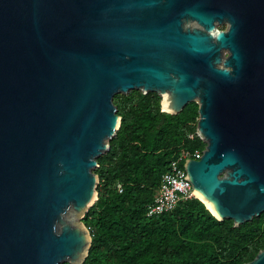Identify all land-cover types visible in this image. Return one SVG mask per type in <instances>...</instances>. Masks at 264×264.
I'll list each match as a JSON object with an SVG mask.
<instances>
[{
	"label": "water",
	"instance_id": "1",
	"mask_svg": "<svg viewBox=\"0 0 264 264\" xmlns=\"http://www.w3.org/2000/svg\"><path fill=\"white\" fill-rule=\"evenodd\" d=\"M132 90L199 104L193 193L235 227L264 215V0H0V264L85 263L75 219Z\"/></svg>",
	"mask_w": 264,
	"mask_h": 264
},
{
	"label": "trees",
	"instance_id": "2",
	"mask_svg": "<svg viewBox=\"0 0 264 264\" xmlns=\"http://www.w3.org/2000/svg\"><path fill=\"white\" fill-rule=\"evenodd\" d=\"M115 98L122 123L111 141L113 163L101 157L102 165L95 170L99 199L85 219L92 247L84 264L253 261L264 249V215L235 227L231 220H218L199 199L184 202L169 214H147L171 162L206 148L199 136L191 138L189 132L198 125L199 104L190 103L172 115L149 95Z\"/></svg>",
	"mask_w": 264,
	"mask_h": 264
},
{
	"label": "built area",
	"instance_id": "3",
	"mask_svg": "<svg viewBox=\"0 0 264 264\" xmlns=\"http://www.w3.org/2000/svg\"><path fill=\"white\" fill-rule=\"evenodd\" d=\"M205 148L197 150L192 156L181 154L170 164L169 170L162 176L159 187L155 192L153 202L148 207V216H159L175 211L184 202L198 199L193 193V185L185 178L187 161L200 160L203 157ZM120 193L123 192L122 185H118Z\"/></svg>",
	"mask_w": 264,
	"mask_h": 264
},
{
	"label": "rangeland",
	"instance_id": "4",
	"mask_svg": "<svg viewBox=\"0 0 264 264\" xmlns=\"http://www.w3.org/2000/svg\"><path fill=\"white\" fill-rule=\"evenodd\" d=\"M224 30V29H223ZM226 30V29H225ZM137 94H144V95H149V96H151V97H153L154 98V100H156V101H160V103H162V98H161V96L157 93V92H149V93H143L142 91H140V90H132V91H130V93L128 94V95H125V94H119L120 95V97H122V98H126V97H129V96H131V95H137ZM115 102H116V98L114 99V104H115ZM161 108H162V105H161ZM162 111H163V108H162ZM198 125H196V127L194 128V127H192V128H190L189 129V132H190V137L191 138H194V137H197L198 136ZM111 141L112 140H110V141H108V144L110 145V149L108 150V151H106L101 157H103L102 159L103 160H105L107 163H109V164H111V163H113V160H114V155H112L111 154ZM201 146V145H200ZM100 157V158H101ZM102 159L100 160V159H98V165H99V167L97 168V170L98 169H100V167H101V163H102ZM95 173L97 172V171H94ZM97 174V173H96ZM99 186V185H98ZM97 192H98V198H99V190H98V187H97ZM97 202V201H96ZM95 202V203H96ZM95 203L93 204V206L92 207H90L89 209H88V211H86L85 213H84V215L83 216H81L80 218H76L75 219V221L78 223V224H80V225H83V224H86L85 223V219L87 218V215H88V213H89V211H91V209L94 207V205H95ZM71 210V209H70ZM70 210H68V212H67V215L65 216V219H66V217H68L69 216V212H70Z\"/></svg>",
	"mask_w": 264,
	"mask_h": 264
},
{
	"label": "flooded vegetation",
	"instance_id": "5",
	"mask_svg": "<svg viewBox=\"0 0 264 264\" xmlns=\"http://www.w3.org/2000/svg\"><path fill=\"white\" fill-rule=\"evenodd\" d=\"M215 25L218 31H226L229 28V22L227 20H224L222 23L217 22ZM184 27L186 30H204V27L199 22L192 20H186Z\"/></svg>",
	"mask_w": 264,
	"mask_h": 264
},
{
	"label": "bare ground",
	"instance_id": "6",
	"mask_svg": "<svg viewBox=\"0 0 264 264\" xmlns=\"http://www.w3.org/2000/svg\"><path fill=\"white\" fill-rule=\"evenodd\" d=\"M163 110H164V111H167V110L164 108V106H163ZM168 112H170V111H168ZM196 196H197V195H196ZM197 198L200 199L202 202H204V203L206 204V206L210 209V211L215 215V213H214L213 210L210 208V206L207 204V202H205V201H204L203 199H201L199 196H197ZM95 199H96V198H95ZM95 199H94L92 205H89V206H88V209H89L90 207L93 206V204L95 203ZM88 209H87V210H88Z\"/></svg>",
	"mask_w": 264,
	"mask_h": 264
}]
</instances>
